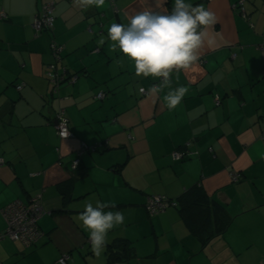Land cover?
Instances as JSON below:
<instances>
[{"label": "crops", "instance_id": "obj_1", "mask_svg": "<svg viewBox=\"0 0 264 264\" xmlns=\"http://www.w3.org/2000/svg\"><path fill=\"white\" fill-rule=\"evenodd\" d=\"M239 1L193 0L216 14L209 29L216 43L200 50L198 72L172 73V88L189 90L169 110L168 89L152 91L159 80L136 75L107 28L145 8L170 11L174 0H106L104 8L87 10L78 0H0V233L9 202L41 194L45 211L32 246L0 239V264H61L63 256L68 264L264 260V0H243L244 15L234 7ZM47 3L54 5L53 27L37 32L34 15ZM53 42L63 46L57 67L79 74L57 93L46 74ZM61 109L73 137L57 135ZM86 145L96 149L79 155ZM182 149L188 153L174 160L171 153ZM193 185L208 204L224 207L231 222L223 232L210 224L200 235L173 206L154 215L145 210L147 196L176 199ZM97 200L125 215L99 256L76 220ZM125 240L133 253L118 260Z\"/></svg>", "mask_w": 264, "mask_h": 264}, {"label": "clouds", "instance_id": "obj_2", "mask_svg": "<svg viewBox=\"0 0 264 264\" xmlns=\"http://www.w3.org/2000/svg\"><path fill=\"white\" fill-rule=\"evenodd\" d=\"M78 2L85 10L106 6V0ZM217 23L216 14L203 4L194 5L193 0H174L167 12L145 8L128 14L127 23H111L107 35L113 42V48H119L133 62L136 75L159 80V88L152 91L163 93L168 89L163 100L169 110H174L189 89L184 85L172 88L170 77L174 71L200 70V50L205 45L209 48L215 45V36L209 29ZM115 207L99 200L89 202L76 217L87 232L91 249L97 256L107 246L109 231L125 222L124 213L112 210Z\"/></svg>", "mask_w": 264, "mask_h": 264}, {"label": "built area", "instance_id": "obj_3", "mask_svg": "<svg viewBox=\"0 0 264 264\" xmlns=\"http://www.w3.org/2000/svg\"><path fill=\"white\" fill-rule=\"evenodd\" d=\"M234 7H238L242 15H244L245 10L243 7V0H240L238 3H236ZM52 9L53 4L47 3L42 7L40 14L34 15L32 27L35 28L37 32L52 28L53 17L50 15ZM0 16L4 17L5 15L3 12H0ZM61 48L62 47L60 44L57 45L54 42L51 44L52 54L54 56V59L57 61L48 65L46 74L49 77L51 85H53V93L57 92L60 83H62L63 81L72 83L77 78V75L75 74L69 75V73L66 72L65 68L57 67L60 53L62 51ZM16 87L21 88L20 85H17ZM97 95L99 98H102L104 96L102 92L97 93ZM215 102L216 104L220 103L217 97L215 98ZM55 120V128L56 132H58V136L61 139L71 137L72 134L68 129V120H66V117L64 116L63 109L57 112ZM67 132L68 135L65 136ZM182 155L183 151L181 150L173 152L172 154L175 160L179 159ZM77 163L78 159H75L72 162L73 168L76 167ZM238 177V173H231V179L233 181H236ZM147 198L148 200L146 204V210H148L149 213L154 214L158 213L159 211L165 210L167 202L163 196L152 195L148 196ZM40 201L41 197L38 194L36 196L30 197V200H28L27 203H24L19 199L8 203L7 206L2 209L6 226L0 233V239L8 238L13 241H19L25 246H30L33 242L40 239L39 237L41 236V231L39 230L38 220L41 218L43 213V208L41 206L42 203H40ZM171 204L174 205L173 202ZM67 257L68 256L60 257L58 261H60L62 264H65ZM260 264H264V262H261Z\"/></svg>", "mask_w": 264, "mask_h": 264}, {"label": "trees", "instance_id": "obj_4", "mask_svg": "<svg viewBox=\"0 0 264 264\" xmlns=\"http://www.w3.org/2000/svg\"><path fill=\"white\" fill-rule=\"evenodd\" d=\"M53 11H54V8L52 9V11L50 13V15L53 17V22L52 23H54V20H55V17L53 15ZM0 18L4 19L6 17H1L0 16ZM52 27H53V25H52ZM38 32H40V31H38ZM61 47H62L61 48V50H62L63 46H61ZM60 55H61V53H60ZM56 61L57 60L54 59V61L52 63H55ZM74 74L77 75V78L79 77L78 73H74ZM66 82L70 83L68 81H66ZM66 82L63 81L62 83H66ZM62 83H60V84H62ZM58 90H59V88H58ZM58 90H57V92H58ZM142 90H143V88H142ZM142 90H141V92H142ZM96 97L98 99H102L103 98V97L99 98L97 94H96ZM64 116L66 117L65 114H64ZM55 119H56V116H55ZM66 120H68L67 117H66ZM68 129L70 131L69 120H68ZM55 130H56V128H55ZM70 132L72 134L71 137H73L72 131H70ZM57 135H58V132H57ZM95 149H96V147H93V146H88V145L81 146V148L79 150V153H80L79 155H81V153L86 152V150L87 151H93ZM177 151H180V150H175L174 152H177ZM182 151H183V155L179 159H176V160H180L181 158H183L188 153V152H186L185 149H182ZM172 154H173V152L171 153V157L173 158ZM77 159H78V163H77L76 167L73 168L74 171H75V169H77L79 167L80 159H79V157ZM238 175L240 177V174H238ZM239 177H238V179H239ZM39 195L41 197V194H39ZM158 195H160V194H158ZM158 195H155V196H158ZM149 196H152V195H149ZM161 196H163L166 199V202H167V206L165 207V210H167L166 208L169 207V206L170 207L173 206V207L179 209V211L181 213L182 220H184L187 225L191 224L192 226H194L195 228H193V230L195 229L194 231L198 232L200 235H204L205 234V231L203 230V228L207 227V225L214 224L215 227H217L216 228V233H219V232H223L226 229V227L231 222V218L228 217L227 215H224V207H222L218 202L217 203L213 202L211 204H208L207 197L204 196L203 192L201 191V187L198 186V185L191 186L190 188H188L187 190L182 192V194L179 195L178 198H176V199L175 198H171V197L168 198V197H166L164 195H161ZM147 200H148V198H147ZM147 200H146V203H145V210H146ZM172 202L174 203V205L171 204ZM40 203H41V201H40ZM41 206L43 208V204H41ZM165 210H163V211H165ZM163 211H159L158 213H154V214H159L160 212H163ZM44 212L45 211H44V208H43V213ZM148 213H149V211H148ZM149 214L150 215H154V214H151V213H149ZM211 237H212V235L211 236L207 235L206 239H204V242L207 243V241ZM37 241L33 242L30 246L35 244ZM120 244H121L120 245L121 248H119V250L117 249L120 252V254L117 255L118 256V260H124L126 258H129L132 255V253H133V246H131L129 244V241H127V240L121 242ZM114 247H119V246H114ZM112 251H114L113 247H108L106 249V252L108 253V256L112 257L111 254H114ZM68 258L69 257H67L65 264H68ZM261 262H264V260H261Z\"/></svg>", "mask_w": 264, "mask_h": 264}, {"label": "water", "instance_id": "obj_5", "mask_svg": "<svg viewBox=\"0 0 264 264\" xmlns=\"http://www.w3.org/2000/svg\"><path fill=\"white\" fill-rule=\"evenodd\" d=\"M55 124H56V122H55Z\"/></svg>", "mask_w": 264, "mask_h": 264}]
</instances>
